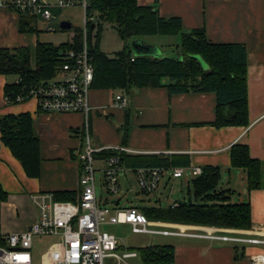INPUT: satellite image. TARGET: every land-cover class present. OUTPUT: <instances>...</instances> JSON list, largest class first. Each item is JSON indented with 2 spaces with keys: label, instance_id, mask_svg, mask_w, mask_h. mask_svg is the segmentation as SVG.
Returning <instances> with one entry per match:
<instances>
[{
  "label": "crops",
  "instance_id": "1",
  "mask_svg": "<svg viewBox=\"0 0 264 264\" xmlns=\"http://www.w3.org/2000/svg\"><path fill=\"white\" fill-rule=\"evenodd\" d=\"M137 4L155 6L161 17L180 18L185 32L203 29L207 41L211 43L245 46L247 125L212 126L215 118L213 93L170 94L166 87L133 88L129 93L92 89L91 111L87 119L92 144L94 147L122 146L144 155L185 156L189 161L186 168H218L220 181L224 175L227 181L222 188L217 187L218 191L224 192L221 196L223 201L217 203H248L250 228L240 230L150 221L153 228L171 234L151 235L162 239L158 244H144L139 248L172 246L175 264H250L252 255L264 253L263 245L233 244L197 235L209 231L244 238L264 235V0H137ZM26 19L29 28L38 31L37 19ZM20 20L16 12L0 8V49L28 48L33 60L35 46L40 42L39 31L21 32ZM142 43L156 47L144 41ZM159 51L164 55L161 48ZM12 82L9 77L0 75V118L30 115L39 139L41 163L39 176L27 177L21 164L1 142L0 134V187L6 194V199L0 201V235L22 232L36 220L37 210L31 204L29 195L36 192H70L77 198L80 190L76 156L81 147L84 116L77 113L44 114L37 110L34 101L6 105L4 88ZM168 83L166 80L165 84ZM116 94H123L129 99L126 109L121 110L113 104ZM235 144L246 145L250 158L261 163L260 184L255 190L247 189L246 174L242 169L231 167L230 148ZM188 174L194 178L190 172ZM123 177L128 190H131L133 175L126 173ZM183 177L184 174L176 179L165 175L161 179L158 188L161 183L164 189L173 183L181 188L186 183L188 188L187 196L176 193L181 198L165 208H173L179 203H199L193 198L192 185L190 190L188 181L184 182ZM120 203L118 197L111 207L124 208ZM148 208H162L160 198H155L153 206ZM123 249L124 246L119 244V252Z\"/></svg>",
  "mask_w": 264,
  "mask_h": 264
},
{
  "label": "trees",
  "instance_id": "2",
  "mask_svg": "<svg viewBox=\"0 0 264 264\" xmlns=\"http://www.w3.org/2000/svg\"><path fill=\"white\" fill-rule=\"evenodd\" d=\"M87 15L95 17L87 24V40L93 65L92 89L120 90L129 93L133 88L166 87L170 94L213 93L215 118L212 126L247 125L246 48L242 44H214L207 41L203 29L183 31L178 17H161L155 6H139L137 0H90ZM20 31L38 32L30 27L27 17L19 15ZM94 30L90 31V26ZM103 25L113 28L118 38L127 44L132 38L146 36H180V48L176 57L162 55L159 58L135 56L125 45L109 56L99 49ZM28 26V28H27ZM95 32L94 42L92 34ZM82 31L75 30L72 42L57 46L37 42L31 65L28 48L0 49V75L21 78L23 83L39 82L55 76L63 63L66 52L80 49ZM202 64H204L202 66ZM169 81L165 84V81ZM20 85L7 84L4 93H17ZM1 142L21 164L29 178L40 173L39 139L30 115H6L0 118ZM117 155L125 167H187L185 156ZM230 164L246 174L248 190L259 187L262 166L249 156L246 145L235 144L230 148ZM218 168L206 167L192 179L193 198L199 203H179L171 208H139L149 221L202 225L219 228L247 230L251 226L248 203L223 204L224 192L217 190L220 182ZM57 201L76 202L70 192H54ZM222 196V197H221ZM6 194L0 187V201ZM141 263H173V247L169 245L147 246L137 249Z\"/></svg>",
  "mask_w": 264,
  "mask_h": 264
},
{
  "label": "built area",
  "instance_id": "3",
  "mask_svg": "<svg viewBox=\"0 0 264 264\" xmlns=\"http://www.w3.org/2000/svg\"><path fill=\"white\" fill-rule=\"evenodd\" d=\"M89 4L90 0L0 1V8L12 10L24 17L42 19L48 32L54 31L50 26V22L55 19L52 11H62L76 5L83 9L81 48L68 50L55 76L48 80L22 84L21 78L16 77L12 83L22 84L20 90L5 94L3 100L6 105L34 101L41 113H77L85 118L81 147L76 156L80 186L76 202L57 201L52 193L47 192L29 195L31 204L37 210V218L22 232L0 235V264H146L127 261L119 253V241L103 231L102 227L129 225L131 232L137 235L166 236L171 232L153 228L136 206L110 208L101 204L96 196L95 173H102L101 185L110 196L119 194V176L126 173L133 175L139 191L146 195L157 190L164 175L180 178L186 169L193 177L202 173L199 167H125L120 165L117 155L106 156L105 153H144L122 146H93L87 125L94 71L87 40V24L93 22L95 17L86 13ZM113 104L124 110L129 105V99L123 94H116ZM96 161L102 162L101 168H96ZM197 236L233 244L264 246V235L260 238H244L209 231ZM34 244L41 246L37 261L32 254ZM250 264H264V253L252 255Z\"/></svg>",
  "mask_w": 264,
  "mask_h": 264
},
{
  "label": "rangeland",
  "instance_id": "4",
  "mask_svg": "<svg viewBox=\"0 0 264 264\" xmlns=\"http://www.w3.org/2000/svg\"><path fill=\"white\" fill-rule=\"evenodd\" d=\"M52 14L55 16V19L50 22V26L54 29L53 32L46 31L45 22L38 18L37 19V27H38V36L40 42H46L52 44L53 46H57L64 42H72V36L75 30H83L84 28V11L78 5L70 8L63 9L62 11L54 10ZM62 22L70 23L71 28L69 30H62L60 28V24ZM95 32L92 34V41L94 42ZM142 39V41L153 44L157 48H161V52L167 57H176L178 55V51L180 48V38L178 36H146V37H138ZM136 38H132L127 41V44L122 42L115 30L108 25H103L100 41H99V49L105 54L112 56L115 52L120 51L126 45L130 50V45L133 40ZM33 60L31 59V64ZM16 77H9L10 81L15 80ZM102 162L96 161V168H101ZM189 170L186 169L183 177V181L186 180L189 183V189L191 190V182L192 177L188 174ZM165 175L163 176V178ZM227 176H222L221 181L219 182V188L225 186ZM96 179V196L102 202H107L106 206L110 207L113 205L112 202L116 198H120V206H137V207H149L153 206L155 198H160V206L165 208L169 206L173 201L178 200L180 197V193H183L184 196H187L188 188L186 183L183 184L182 188L179 186L171 185L167 189L162 188V183L160 187L152 194L146 195L139 191L137 184L134 179L131 178V190H128V186L124 181L123 175L119 176V183L121 186L120 192L118 195L110 196L104 187L101 185L102 182V173H95ZM180 182V181H179ZM178 182V183H179ZM182 191V192H181ZM176 193H179L176 196ZM156 229V228H155ZM103 231L108 232L115 236V238L119 241V244L124 246V249L119 253L124 256L125 259L131 263L140 262L139 254L137 248L142 247L144 244L155 245L157 242L162 239L158 236L151 235H137L131 232V228L125 225H111V226H103ZM41 246L38 244H34L32 249V254L34 256L35 261L39 258V253Z\"/></svg>",
  "mask_w": 264,
  "mask_h": 264
},
{
  "label": "water",
  "instance_id": "5",
  "mask_svg": "<svg viewBox=\"0 0 264 264\" xmlns=\"http://www.w3.org/2000/svg\"><path fill=\"white\" fill-rule=\"evenodd\" d=\"M60 28L62 30H69L71 28V25L70 23L62 22L60 24ZM93 30H94V25H91L90 31L92 32ZM130 51L133 55L140 56V57H143V56H149L153 58L162 57V54L156 47L143 44L139 38H136L135 40L131 42ZM203 65L204 64H202V66Z\"/></svg>",
  "mask_w": 264,
  "mask_h": 264
}]
</instances>
